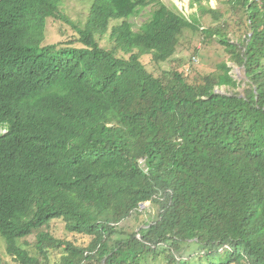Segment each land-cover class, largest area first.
<instances>
[{"label":"trees","instance_id":"1","mask_svg":"<svg viewBox=\"0 0 264 264\" xmlns=\"http://www.w3.org/2000/svg\"><path fill=\"white\" fill-rule=\"evenodd\" d=\"M79 1L88 9L74 19L68 0H0L7 254L19 264H196L222 248L213 264H264V0H231L249 21L237 40L162 0ZM50 17L74 38L45 44ZM186 29L217 35L229 60L194 80L156 75L142 55L174 59ZM107 34L113 47L100 43ZM54 219L90 241L55 237L44 229ZM35 232L29 249L22 240Z\"/></svg>","mask_w":264,"mask_h":264},{"label":"rangeland","instance_id":"2","mask_svg":"<svg viewBox=\"0 0 264 264\" xmlns=\"http://www.w3.org/2000/svg\"><path fill=\"white\" fill-rule=\"evenodd\" d=\"M170 5H176L187 15L195 13L201 20V24L205 28L219 29L225 32L229 37L237 40L243 37L246 32V22L248 17L245 9L241 5L234 4L231 0H201L200 2H193V0H162ZM261 4L262 0H254ZM68 7L65 10L68 14L77 19L81 14L87 12V3H82L79 0H68ZM154 4L147 6L140 14L131 17L129 20L134 23V28H137L150 14ZM114 24V22H113ZM75 31L70 24L56 18H48L45 30V44L65 41L74 38ZM109 35H105L100 39V43L104 46L113 47L114 42L109 40ZM205 39V40H204ZM217 35L210 38L200 36L199 32H194L193 29H186L184 36L180 40L177 53L172 60L154 63L152 61V54L142 55L141 59L148 68L156 73V75H166L173 70H178L183 73L185 77L194 80L197 77H203L208 73H212L217 69L218 63L229 60V54L223 50V47L218 41ZM204 40V41H203ZM232 66H237L242 70V75H237V79H243L242 67L230 62ZM242 89V88H240ZM149 205V203L147 204ZM144 206H142V209ZM44 229L49 230L55 237L64 238L69 237L78 241L79 243H87L90 241V236L83 234H71L65 228V221L62 219H54L50 225ZM139 228L135 229L138 231ZM5 239L0 235V264H19L13 257L6 252ZM36 240V232L29 237L23 239L28 245L27 248L34 249L33 243ZM202 252V251H201ZM204 252H202L203 255ZM61 251H52V263L60 256ZM222 248L215 252L210 258H204L203 261L196 264H213L223 259ZM192 252H188L184 257H189ZM59 258V257H58ZM149 264H165L166 259L161 255L157 259L149 258Z\"/></svg>","mask_w":264,"mask_h":264},{"label":"water","instance_id":"3","mask_svg":"<svg viewBox=\"0 0 264 264\" xmlns=\"http://www.w3.org/2000/svg\"><path fill=\"white\" fill-rule=\"evenodd\" d=\"M234 68H233V71H235L238 75H242V70L239 68V67H237V66H233ZM243 69V77H245V75H246V73H245V69L244 68H242ZM236 77H237V75H235Z\"/></svg>","mask_w":264,"mask_h":264},{"label":"clouds","instance_id":"4","mask_svg":"<svg viewBox=\"0 0 264 264\" xmlns=\"http://www.w3.org/2000/svg\"><path fill=\"white\" fill-rule=\"evenodd\" d=\"M8 132V127L3 125L0 127V135L6 134Z\"/></svg>","mask_w":264,"mask_h":264},{"label":"built area","instance_id":"5","mask_svg":"<svg viewBox=\"0 0 264 264\" xmlns=\"http://www.w3.org/2000/svg\"><path fill=\"white\" fill-rule=\"evenodd\" d=\"M142 161H143V159H142Z\"/></svg>","mask_w":264,"mask_h":264}]
</instances>
